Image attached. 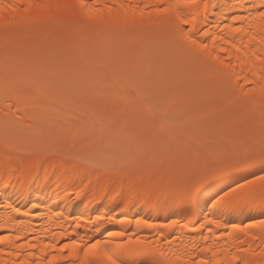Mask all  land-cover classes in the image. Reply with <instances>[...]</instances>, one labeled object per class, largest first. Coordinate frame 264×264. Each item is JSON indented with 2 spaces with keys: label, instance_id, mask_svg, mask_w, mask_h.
<instances>
[{
  "label": "snow or ice",
  "instance_id": "6c2138e0",
  "mask_svg": "<svg viewBox=\"0 0 264 264\" xmlns=\"http://www.w3.org/2000/svg\"><path fill=\"white\" fill-rule=\"evenodd\" d=\"M41 184L0 264H264V0H0V192Z\"/></svg>",
  "mask_w": 264,
  "mask_h": 264
},
{
  "label": "bare ground",
  "instance_id": "6f19581e",
  "mask_svg": "<svg viewBox=\"0 0 264 264\" xmlns=\"http://www.w3.org/2000/svg\"><path fill=\"white\" fill-rule=\"evenodd\" d=\"M39 187L41 188L40 191L33 190L31 194H29V190L25 185L23 188V196L21 197L20 196L21 189L19 186H17L15 189H9L7 192V196H5L3 192H0V197H3L6 201L10 199L11 201L18 202L22 208L31 206L28 203L29 200H31L32 203H36L37 201H40L41 210L45 211L44 201L46 200L47 196L51 195V192H45L42 184ZM61 210L65 211L66 214L71 213L73 217H79L81 215H83L84 217L95 216L96 214L104 213L106 211V209L101 205L99 198L95 200H91L90 198L88 201H84L83 203H69L66 208H62ZM141 214L142 215L146 214V210ZM166 215L167 213L161 215L160 219L163 220ZM2 217H3V213L0 212V218ZM70 218L71 217H69V219ZM173 218H177V217H173ZM239 219L245 220V217H240ZM33 223L37 228L43 227L45 225H49L51 228L56 229V222L54 221L49 222L43 219L35 218L33 219ZM141 234L149 235L150 230H145Z\"/></svg>",
  "mask_w": 264,
  "mask_h": 264
}]
</instances>
